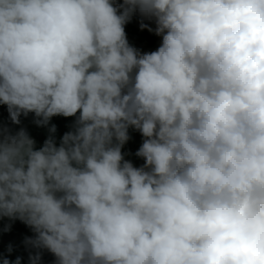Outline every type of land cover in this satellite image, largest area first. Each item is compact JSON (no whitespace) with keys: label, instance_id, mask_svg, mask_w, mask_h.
Masks as SVG:
<instances>
[{"label":"clouds","instance_id":"1","mask_svg":"<svg viewBox=\"0 0 264 264\" xmlns=\"http://www.w3.org/2000/svg\"><path fill=\"white\" fill-rule=\"evenodd\" d=\"M0 104L79 113L59 146L0 134V217L58 264H264V0H0Z\"/></svg>","mask_w":264,"mask_h":264},{"label":"trees","instance_id":"2","mask_svg":"<svg viewBox=\"0 0 264 264\" xmlns=\"http://www.w3.org/2000/svg\"><path fill=\"white\" fill-rule=\"evenodd\" d=\"M113 3L114 6H119L123 4V0H113ZM141 24L147 27L141 28ZM124 27L128 43L141 53L157 50L162 42V36L155 34V19L142 16L139 12L132 13ZM78 115L79 113H77ZM77 116H54L51 118L49 126H38L35 123L37 119L35 114L29 113L27 116L21 115L20 123L15 124L10 119L7 106L0 104V134L4 129H7L11 135L24 129L35 140L36 149H39L50 135L48 127L54 124L56 126L54 137L57 146H59L63 135L73 130ZM128 133L130 138L122 148L124 159L130 161L135 167H141L144 165V159L138 157L136 152L144 138L138 130L132 127L129 128ZM8 225L11 226L10 230L5 231ZM35 235V232L19 219L11 220L8 217H0V264H3L5 258L14 264L17 257L21 258L20 264H31L29 257L35 256L37 253L40 256L38 264H58L57 258L46 248H36L26 243L29 238L34 239ZM9 246L12 248L11 252H9Z\"/></svg>","mask_w":264,"mask_h":264}]
</instances>
